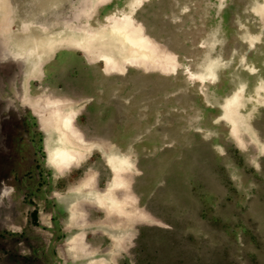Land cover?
Returning a JSON list of instances; mask_svg holds the SVG:
<instances>
[{
    "label": "rangeland",
    "instance_id": "374dc122",
    "mask_svg": "<svg viewBox=\"0 0 264 264\" xmlns=\"http://www.w3.org/2000/svg\"><path fill=\"white\" fill-rule=\"evenodd\" d=\"M94 1L10 0L11 33L55 37L127 13L174 56L162 73L124 59V71L107 73L103 61L85 65L67 46L29 81L25 62L0 58V264H264V0ZM86 4L87 21L77 16ZM22 21L33 24L26 34ZM26 93L71 101L62 111L89 147L77 165L59 171L50 162L46 139L53 146L54 138L23 102ZM107 151L131 156V178L117 183L130 179L133 196L123 204L142 211L130 224L119 207L104 213L79 196L84 187L100 195ZM87 170L96 185L83 178ZM69 199L77 214L66 211ZM106 213L128 219L112 252L100 223ZM76 215L79 224L89 220L91 257L83 239L74 238L81 249L67 239Z\"/></svg>",
    "mask_w": 264,
    "mask_h": 264
},
{
    "label": "bare ground",
    "instance_id": "6f19581e",
    "mask_svg": "<svg viewBox=\"0 0 264 264\" xmlns=\"http://www.w3.org/2000/svg\"><path fill=\"white\" fill-rule=\"evenodd\" d=\"M141 1L142 0H140L139 3ZM106 2H108V0H96L93 4L100 5ZM90 8L91 5L86 4L77 16L84 17L86 19L85 21H87L89 16L87 11ZM91 10L93 11V8ZM11 18L12 5L10 4V0H0V58H2V60L4 58H12L15 60H21L23 63L25 62L26 68L24 69V78L26 81L37 78V75L40 74L39 69L42 66V62H44L42 60L50 58L56 48L61 49L67 46L77 47L89 62L103 61L102 68L107 73L114 72V70H118V72L122 71L123 68L119 69V61L122 59H124V61L128 60V63L131 65L133 64V66L143 67L144 70L159 68V71L162 73L165 72L166 65L174 56V54L170 55L167 53L164 48L159 50V45L155 44L156 42L146 34L142 24L131 19L130 15L127 13H123L121 16L109 14L105 23L98 24L96 28H91L89 24L85 23L84 27L78 30V33H74L73 31V33H71V31H69V33L63 32L64 34L56 35L55 37H50L49 35L41 37L28 35L23 39H17V37L11 33ZM32 25V21H22L19 26V31L26 34ZM149 60H152L151 63L147 62ZM27 94L28 93H26V96L24 97L21 96L23 97V102L26 103L30 109L32 107L33 111L38 112L40 116H44L42 117L43 121L41 126L47 129L46 134L48 136L54 138L53 142H55V144L53 146H50L49 138L46 139L45 148L49 154L48 158L50 162L54 164L55 168L59 169V171L77 165L78 162L83 160L84 154L89 147L82 137H80L82 135L79 136V131L76 129V126L73 125L74 123L71 112L62 111L65 107L61 106L71 103V101L59 96L44 97L43 95H40L31 103L32 100L29 99L31 96L28 97ZM60 101L62 102L59 103ZM31 104L33 106H31ZM45 113L48 114L46 115ZM49 116H51V119H49ZM45 119H47L46 122ZM49 126L52 127L51 131L48 129ZM55 133H57V137H54ZM61 140H64L66 144L70 145V147L63 146ZM106 145L107 149L108 147H112V144ZM108 151L104 155V159L109 166L112 182L105 190L108 191L111 196L115 197L117 196L116 189L118 185L117 183L120 180L119 178H131L130 176L132 172L128 170L129 168H124V165L131 163V156L128 153L118 152L116 155L115 152ZM88 174L87 177L89 179L93 178L91 176V171L88 172ZM129 185L130 179L128 184L121 189H125L124 191L126 193L119 196L117 199L121 200V203L118 201L120 212H124L125 215L130 216L133 219L136 213L140 214L142 211L139 208L132 207L131 204H128V206L123 204L124 198L130 195L133 196L129 190ZM116 221L119 226L124 225L120 219H117ZM75 245L78 249L82 248L81 245H78L77 240Z\"/></svg>",
    "mask_w": 264,
    "mask_h": 264
},
{
    "label": "crops",
    "instance_id": "0c3cea01",
    "mask_svg": "<svg viewBox=\"0 0 264 264\" xmlns=\"http://www.w3.org/2000/svg\"><path fill=\"white\" fill-rule=\"evenodd\" d=\"M57 49V48H56ZM54 50V52L55 51H57V50ZM48 59V58H47ZM42 61H45V59L44 60H42ZM83 62L85 63V65H88V64H91V63H93V61L92 62H89V61H87L86 60V58L83 60ZM113 144V143H112ZM98 150V149H97ZM100 151V150H99ZM90 153V152H89ZM88 157V155L86 156V158ZM103 158V157H102ZM108 166V165H107ZM109 167V166H108ZM67 171H69V170H65V171H63L62 173H61V175H63L64 174V172H67ZM90 170H87L86 171V173H84V179H87V178H85L86 177V175H87V173L89 172ZM110 174H109V178H107L106 179V183H105V185H104V187L103 188H101V189H99V188H97L98 190H100L101 191V193H100V195L98 196V193H95V192H93V191H91V195L89 194V195H86L87 193H86V188L84 187V190H82L81 192H83L84 194L83 195H79V196H82V197H84L85 199H86V201H88L87 202V205H93V206H95L96 208H98L101 212H103L104 211V213L106 212V210L104 209L105 207H109L110 205L111 206H113V207H118L119 205H118V203L121 201V200H118L117 198L119 197V196H122V195H124L126 192L124 191V190H121V189H123V188H121L120 187V185H117V196H115V197H113L114 198V201H109V200H111V194L110 195H108L107 193H103V191H104V189H105V187L107 186V184H108V182H109V179L111 178L110 177V175H111V172H109ZM89 175V174H88ZM83 179V180H84ZM82 180V181H83ZM90 181H91V183L92 184H94V185H96V181H97V178H95V176H94V178H90ZM72 190H73V192H77L76 191V189L74 190L73 188H71ZM72 190H70V191H72ZM77 194H78V192H77ZM120 199V198H119ZM131 199V198H130ZM129 199V200H130ZM134 199H135V197L132 199V201H134ZM119 201V202H118ZM108 202H109V205H108ZM126 202H128V199L126 198ZM66 204H68V209H66V211L67 212H69L70 214H72L73 212H75V214H77L76 212V208H77V205H75L76 207H74L73 205H72V203H71V200L69 199L67 202H66ZM84 214H88V210H86V209H84ZM86 215H83V220H84V222L81 224V222H80V224H79V219H77V215H76V217L73 219V221L71 222V223H68V225L70 226V227H73L74 228V231H72L71 233H69L68 234V237H67V239L69 238V240H71L72 238L74 239L75 238V236L77 235L78 237H80V240H82L83 239V256H89V257H91V254H93V251H94V249L92 248V249H90L87 245H86V243H85V240H84V238H83V233L85 232V229H87L88 228V226H89V220L87 219V217H86ZM110 219H109V218ZM127 217H129V216H127ZM115 219H117V218H114L112 215H107V213H106V215H105V217L103 218V220L101 221V220H97V222H99V221H101L100 223L101 224H103L104 222H106V226H104V227H107L106 229H107V231H106V234L107 235H109V236H107L108 238H109V241H110V248H108L110 251L109 252H112V251H114V247H116V246H119L120 245V243L122 242V239L121 238H115V236H116V234L117 233H119V232H121V234H123V232L126 230V231H128L129 229H127V226H128V224L127 225H122V226H118L117 224H116V221H115ZM82 220V219H81ZM128 220V219H127ZM127 220H122V221H127ZM132 220L133 219H129V221H128V223L130 224V223H132ZM93 222V221H92ZM91 222V223H92ZM70 227H68V228H70ZM129 234V233H128ZM72 236V237H71ZM78 237H76V239L78 238ZM125 238V237H124ZM114 240H115V242H114ZM76 241V240H75ZM72 245V247H75V242H74V244L72 243L71 244ZM76 250V249H75ZM90 250H91V252H90ZM75 252V251H74ZM78 256H81V254H79V253H77L76 255H75V257H78Z\"/></svg>",
    "mask_w": 264,
    "mask_h": 264
},
{
    "label": "flooded vegetation",
    "instance_id": "af4514ba",
    "mask_svg": "<svg viewBox=\"0 0 264 264\" xmlns=\"http://www.w3.org/2000/svg\"><path fill=\"white\" fill-rule=\"evenodd\" d=\"M33 101H34V100H32L31 103H32ZM31 106H33V105L31 104ZM31 110L33 111L32 107H31ZM33 113L36 114V115L38 116L39 123H40V128L42 129L43 132H45V131H46V128H44L43 126H41V123H42V121H43V120H42V117H44V116H40L38 112H34V111H33ZM45 114L47 115L48 113H45ZM46 115H45V116H46ZM49 117H50V116H49ZM45 122H46V120H45ZM43 129H44L45 131H44Z\"/></svg>",
    "mask_w": 264,
    "mask_h": 264
}]
</instances>
